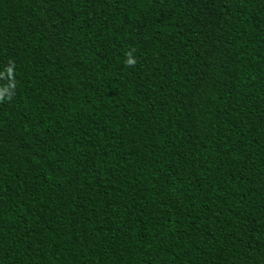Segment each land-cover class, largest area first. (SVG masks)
Instances as JSON below:
<instances>
[{
    "label": "trees",
    "instance_id": "1",
    "mask_svg": "<svg viewBox=\"0 0 264 264\" xmlns=\"http://www.w3.org/2000/svg\"><path fill=\"white\" fill-rule=\"evenodd\" d=\"M0 91V264H264V0H0Z\"/></svg>",
    "mask_w": 264,
    "mask_h": 264
},
{
    "label": "clouds",
    "instance_id": "2",
    "mask_svg": "<svg viewBox=\"0 0 264 264\" xmlns=\"http://www.w3.org/2000/svg\"><path fill=\"white\" fill-rule=\"evenodd\" d=\"M126 56L127 58L125 59V65L127 67H135L137 64V60L133 57L132 52H128ZM9 98H10V95H9ZM3 99H4V91H0V100H3Z\"/></svg>",
    "mask_w": 264,
    "mask_h": 264
}]
</instances>
